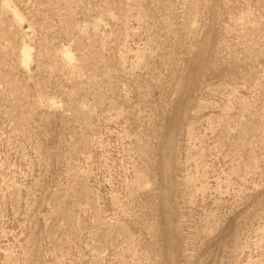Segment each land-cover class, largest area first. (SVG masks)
Here are the masks:
<instances>
[{"label":"rangeland","instance_id":"obj_1","mask_svg":"<svg viewBox=\"0 0 264 264\" xmlns=\"http://www.w3.org/2000/svg\"><path fill=\"white\" fill-rule=\"evenodd\" d=\"M0 264H264V0H0Z\"/></svg>","mask_w":264,"mask_h":264},{"label":"bare ground","instance_id":"obj_2","mask_svg":"<svg viewBox=\"0 0 264 264\" xmlns=\"http://www.w3.org/2000/svg\"><path fill=\"white\" fill-rule=\"evenodd\" d=\"M26 50V49H25ZM27 51V50H26ZM24 58L26 59L28 57V54L26 52H23ZM29 60V59H28ZM26 62V61H25Z\"/></svg>","mask_w":264,"mask_h":264}]
</instances>
